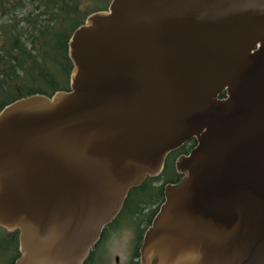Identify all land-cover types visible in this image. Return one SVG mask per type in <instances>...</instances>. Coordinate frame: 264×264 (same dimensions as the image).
I'll return each mask as SVG.
<instances>
[{
    "label": "water",
    "instance_id": "95a60500",
    "mask_svg": "<svg viewBox=\"0 0 264 264\" xmlns=\"http://www.w3.org/2000/svg\"><path fill=\"white\" fill-rule=\"evenodd\" d=\"M67 51L68 90L0 110L13 264H83L129 190L191 138L139 264H264V0H110Z\"/></svg>",
    "mask_w": 264,
    "mask_h": 264
},
{
    "label": "trees",
    "instance_id": "16d2710c",
    "mask_svg": "<svg viewBox=\"0 0 264 264\" xmlns=\"http://www.w3.org/2000/svg\"><path fill=\"white\" fill-rule=\"evenodd\" d=\"M0 0V110L11 101L31 94L47 96L69 89L72 64L68 40L92 12L106 9L110 0ZM220 96H224V92ZM187 145V144H186ZM189 148V145H187ZM185 146L183 147V149ZM182 147L171 152L162 172L131 188L118 215L103 230L83 264L96 260L107 232L130 227L134 234L131 264H139V248L145 230L164 200V185L176 182L174 161ZM188 150V149H187ZM4 236L18 257V231Z\"/></svg>",
    "mask_w": 264,
    "mask_h": 264
},
{
    "label": "rangeland",
    "instance_id": "374dc122",
    "mask_svg": "<svg viewBox=\"0 0 264 264\" xmlns=\"http://www.w3.org/2000/svg\"><path fill=\"white\" fill-rule=\"evenodd\" d=\"M98 5L105 4L99 0ZM130 227H122L107 232L103 239V246L96 251V260L92 264H131L134 250V234ZM11 231L0 227V264H10L14 252L12 242H5L4 236H11Z\"/></svg>",
    "mask_w": 264,
    "mask_h": 264
},
{
    "label": "flooded vegetation",
    "instance_id": "af4514ba",
    "mask_svg": "<svg viewBox=\"0 0 264 264\" xmlns=\"http://www.w3.org/2000/svg\"><path fill=\"white\" fill-rule=\"evenodd\" d=\"M222 92H224V96H220L221 94H222ZM220 94H219V98L220 99H225L226 97H227V94H226V92L225 91H222ZM189 145V148H188V146L187 145ZM196 145V139L195 138H191V139H189L187 142H185L182 146H180L179 148H181L182 147V150L179 152V154L177 155V157L179 156V155H182V154H188L190 151H191V149L194 147ZM185 146V148L183 149V147ZM179 148H177V149H175V150H178ZM188 149V150H187ZM175 150H173V151H175ZM173 151H171V152H173ZM170 152V153H171ZM169 153V154H170ZM168 154V155H169ZM167 155V156H168ZM176 157V158H177ZM167 158V157H166ZM176 158H175V160H176ZM166 160V159H165ZM165 164V163H164ZM174 166H175V161H174ZM177 172V171H176ZM178 173V172H177ZM179 174V173H178Z\"/></svg>",
    "mask_w": 264,
    "mask_h": 264
}]
</instances>
